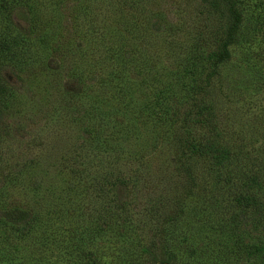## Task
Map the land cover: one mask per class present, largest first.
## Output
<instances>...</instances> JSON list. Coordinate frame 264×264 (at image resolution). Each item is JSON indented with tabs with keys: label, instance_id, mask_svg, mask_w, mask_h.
<instances>
[{
	"label": "rangeland",
	"instance_id": "1",
	"mask_svg": "<svg viewBox=\"0 0 264 264\" xmlns=\"http://www.w3.org/2000/svg\"><path fill=\"white\" fill-rule=\"evenodd\" d=\"M210 1L0 0V264H264V0L209 76Z\"/></svg>",
	"mask_w": 264,
	"mask_h": 264
},
{
	"label": "trees",
	"instance_id": "2",
	"mask_svg": "<svg viewBox=\"0 0 264 264\" xmlns=\"http://www.w3.org/2000/svg\"><path fill=\"white\" fill-rule=\"evenodd\" d=\"M209 3L211 6V9H213L219 13V19H220L221 28L223 31V33H222L223 39H222V42L220 44L221 50L219 53H217V56L214 58V60H213L214 63L211 64V70L206 74V75L210 76V74L213 73L214 68H216L217 65H219L221 62L228 59V57H229L228 56V50L226 47L233 43L234 34L236 33V28H237L239 21H240V15L236 11V9L233 7V4L230 0H211ZM201 86H205V88H206L205 84H201V85L198 84V86L197 85L194 86L193 90L196 91ZM193 98H194V95H193V93H191L189 96L190 107L182 113L181 120H180L182 122L181 126L184 125V121H186L185 119L188 117L190 112L196 107V104H195ZM203 140H205V139H203ZM176 142H175L176 146L174 148L173 154L176 156V160H177L176 162L178 164V169L180 170L184 179L183 178L180 179L181 182H178L174 189L171 188L172 189L171 191H173V192L178 187H179V190H183L184 188L186 190H190L192 187L195 186V184H193L195 177H192L193 175L190 176L189 172L194 173V176H196L197 178H200V179H202L201 176H203V175L206 176L205 178H207V175H211V171H208L211 168V165H209L207 163L210 167L204 169L200 166L199 163L204 162L202 160V158H203L202 156L204 154H206V153L211 154V152H213V151L219 152V150H221V149H219V150L212 149V143H210V140L209 141L206 140V142L203 143L198 138L196 143H195V146H191V154L195 155L197 157L196 160L197 159L198 160L196 161L195 159H193L192 161L195 162V164H193L191 167L190 164L187 162L188 160H186V158H184L185 154H183L181 147L177 145V143L179 144V142H177V143ZM190 167H191V169H190ZM189 169H190V171H189ZM172 186H173V182H172ZM121 195H122L121 190L120 191L115 190L113 192L114 198L117 197V199H115V203L118 206H119L118 203L122 204V202H120L121 201L120 200ZM180 208H181V203L176 204V202H173V203L169 204V211H168L169 213L168 214L164 213V215L167 214L164 218V221L170 222L173 219V217L175 218V217L181 216ZM150 209H151V206L147 207L146 210L149 212ZM12 214L15 218V213L12 212ZM8 218H9V215H8ZM10 219H12V218H10ZM160 233H161V226L159 227V231H158L157 235H153V236L158 238ZM155 243H157V246H159L163 250H159L157 252L155 258L153 257L152 261H156L158 264H164V263L168 262L169 257L166 253H169V252L164 250L163 243H161L159 240L156 241Z\"/></svg>",
	"mask_w": 264,
	"mask_h": 264
}]
</instances>
